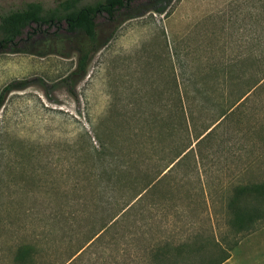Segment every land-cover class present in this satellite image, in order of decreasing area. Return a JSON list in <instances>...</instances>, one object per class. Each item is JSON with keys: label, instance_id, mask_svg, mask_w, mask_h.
Returning a JSON list of instances; mask_svg holds the SVG:
<instances>
[{"label": "rangeland", "instance_id": "rangeland-1", "mask_svg": "<svg viewBox=\"0 0 264 264\" xmlns=\"http://www.w3.org/2000/svg\"><path fill=\"white\" fill-rule=\"evenodd\" d=\"M31 1L54 0H0V14ZM96 23L75 97L61 83L74 57L0 54V95L20 87L0 106V264L23 245L27 264L64 261L125 206L131 181L145 189L139 213L79 264H127L136 237L143 250L183 241L222 217L230 187L264 180V0H172ZM184 122L191 147L214 128L177 158ZM223 264H264V222Z\"/></svg>", "mask_w": 264, "mask_h": 264}, {"label": "trees", "instance_id": "trees-1", "mask_svg": "<svg viewBox=\"0 0 264 264\" xmlns=\"http://www.w3.org/2000/svg\"><path fill=\"white\" fill-rule=\"evenodd\" d=\"M171 1L102 0L80 6L79 0H54L52 7L48 8L39 2H25L17 9L0 14V54L24 53L36 56L54 54L63 58L74 57V67L61 79V83L66 86L68 94L75 97V83L84 77L92 54L101 47L96 37V18L102 16L103 20L118 26L125 20L140 16L149 10L161 15ZM160 3H163V6L156 8V4ZM16 88L20 87L10 84L3 89L0 106L3 95ZM248 92L249 90L244 92L239 100ZM181 127L183 129L179 132L183 131V138L187 135L177 148L175 154L177 158L197 153V145L214 128L203 137L198 135L191 147L187 124L184 122ZM173 161L165 166L166 172L174 166H168ZM131 182L132 193L129 200L111 218L108 225L100 227L68 254L64 261L57 264H79L86 255L92 254L111 229L123 225L130 215H135L133 213H139L145 189L137 187V181ZM204 201L208 209L213 211L211 201L205 198ZM263 206L264 180L232 186L221 206L223 212L219 220L214 222L209 220L205 225L192 228L183 241L174 243L164 238L156 239L144 250L140 248L141 238L136 237L135 245L128 253L127 264H223L240 239L255 231L264 222ZM216 234L219 239L216 238ZM31 248L23 245L17 250L14 257L16 264L33 262Z\"/></svg>", "mask_w": 264, "mask_h": 264}]
</instances>
